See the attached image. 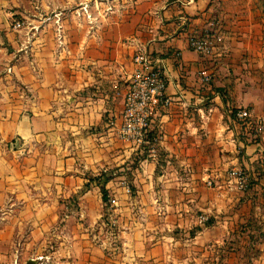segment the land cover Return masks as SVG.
I'll list each match as a JSON object with an SVG mask.
<instances>
[{"label": "crops", "instance_id": "1", "mask_svg": "<svg viewBox=\"0 0 264 264\" xmlns=\"http://www.w3.org/2000/svg\"><path fill=\"white\" fill-rule=\"evenodd\" d=\"M73 3L0 0V264H264V138L234 117L264 119V0ZM23 10L58 13L14 31ZM214 22L224 43L202 56L188 36ZM140 50L172 103L154 120L163 164L133 169L120 127ZM111 171L132 179L106 184L120 245L108 255L101 185L84 188Z\"/></svg>", "mask_w": 264, "mask_h": 264}, {"label": "built area", "instance_id": "2", "mask_svg": "<svg viewBox=\"0 0 264 264\" xmlns=\"http://www.w3.org/2000/svg\"><path fill=\"white\" fill-rule=\"evenodd\" d=\"M20 27V23L15 26L16 30ZM224 38L221 24L214 22L204 33L189 34L188 41L192 50L202 56H210L216 49L221 48ZM133 62L137 69L125 95L120 135L124 140L132 142L138 151L144 150L147 157L157 158L161 134L155 127L154 120L162 108H167L172 103L166 94V75L160 61L143 50L135 54ZM202 78L207 84L213 81V75L207 72L202 73ZM234 117L245 130L253 131L257 137L264 138V119H257L248 110H238L234 112ZM113 125L114 123H110V126ZM229 176L237 181L241 191L249 188L250 178L243 170H232ZM208 184L212 186V182ZM199 221L206 224L209 218L202 215Z\"/></svg>", "mask_w": 264, "mask_h": 264}, {"label": "rangeland", "instance_id": "3", "mask_svg": "<svg viewBox=\"0 0 264 264\" xmlns=\"http://www.w3.org/2000/svg\"><path fill=\"white\" fill-rule=\"evenodd\" d=\"M26 1H34V0H26ZM81 0H71V2H74L73 4H77V3H80ZM85 2H88V3H95L97 4L99 7L95 9V11L99 14L100 12L103 13L105 10V5H109V2L110 0H84ZM76 6V5H74ZM56 13L58 12H48V15H45V12H42V11H35V12H30V11H27V10H23L22 14L23 15H20V16H16V17H13L14 19L12 20V26L11 28L14 30V31H21L23 29H25V27L28 26V19L29 17H33V15H40L41 17L43 18H50V17H55ZM87 19L91 18V13H89L88 11H85L84 12ZM17 23H20L21 24V27L16 30L15 26ZM61 23L59 20L57 21V24H58V28H57V34H61V30H63L62 26L60 27V24ZM62 35V34H61ZM132 171H123V172H119L117 171V174H116V171H111V172H108V173H102V174H99L98 176L96 177H92V178H88L89 179V183L85 185V191L89 190L92 185H100V181L99 179H101V182H103V179L105 177L109 178V181L111 179H113L115 176H120V175H123L125 177V181L127 183H129L132 179ZM92 179H94L95 181H91ZM87 186H89V188H86ZM130 194H132L133 196L136 195V191L134 188L131 187V190H130ZM110 194L108 193V202L105 203L104 201V217H103V222L101 223V239L102 241L100 242V245L101 246H104L106 248V253L109 255L111 253H109V251L113 252V253H116V254H119L120 253V248H119V237H118V224H117V220L116 218L114 217V209L112 208V203H111V198L109 196ZM103 196V194H102ZM113 211V212H112ZM109 250V251H107Z\"/></svg>", "mask_w": 264, "mask_h": 264}, {"label": "trees", "instance_id": "4", "mask_svg": "<svg viewBox=\"0 0 264 264\" xmlns=\"http://www.w3.org/2000/svg\"><path fill=\"white\" fill-rule=\"evenodd\" d=\"M157 150H158V153H159V155H160V162H159V165H162L163 164V162H164V154L160 151V148H157ZM146 154H145V151L144 150H141V151H139L138 152V157L135 159V161H134V164H133V169H135V168H137V166H138V163L139 162H141L142 160H145L146 159ZM91 181H95L94 179H92ZM99 181H100V185H101V191H102V194H103V201L105 202V203H107L108 202V191L106 190V184L108 183V181H109V178H107V177H105L104 179H103V182H101V179H99ZM86 188H89V186H87Z\"/></svg>", "mask_w": 264, "mask_h": 264}]
</instances>
